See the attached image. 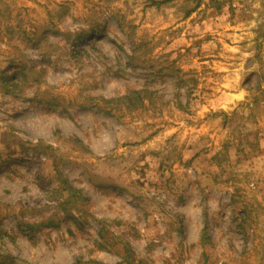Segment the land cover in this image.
Instances as JSON below:
<instances>
[{"label":"rangeland","instance_id":"rangeland-1","mask_svg":"<svg viewBox=\"0 0 264 264\" xmlns=\"http://www.w3.org/2000/svg\"><path fill=\"white\" fill-rule=\"evenodd\" d=\"M2 254L264 264V0H0Z\"/></svg>","mask_w":264,"mask_h":264},{"label":"trees","instance_id":"trees-1","mask_svg":"<svg viewBox=\"0 0 264 264\" xmlns=\"http://www.w3.org/2000/svg\"><path fill=\"white\" fill-rule=\"evenodd\" d=\"M131 93H135V92L134 91H129L123 96V98L127 99V97H129L131 95ZM10 260L12 261V258L10 256L4 255V254L0 255V264H12L10 262ZM77 262L78 263H76V264H88V263H91V264H106V263H100V262L95 261V260H93V261L91 260L90 262H83V263H81L80 261H77Z\"/></svg>","mask_w":264,"mask_h":264}]
</instances>
